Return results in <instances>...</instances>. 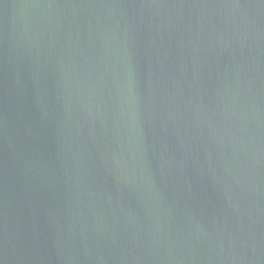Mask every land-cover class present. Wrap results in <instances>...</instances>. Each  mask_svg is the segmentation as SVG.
Segmentation results:
<instances>
[{
  "label": "water",
  "instance_id": "95a60500",
  "mask_svg": "<svg viewBox=\"0 0 264 264\" xmlns=\"http://www.w3.org/2000/svg\"><path fill=\"white\" fill-rule=\"evenodd\" d=\"M0 264H264V0H0Z\"/></svg>",
  "mask_w": 264,
  "mask_h": 264
}]
</instances>
